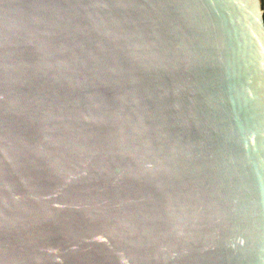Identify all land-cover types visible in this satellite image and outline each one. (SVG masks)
<instances>
[{
    "label": "water",
    "instance_id": "95a60500",
    "mask_svg": "<svg viewBox=\"0 0 264 264\" xmlns=\"http://www.w3.org/2000/svg\"><path fill=\"white\" fill-rule=\"evenodd\" d=\"M264 0H0V264H264Z\"/></svg>",
    "mask_w": 264,
    "mask_h": 264
},
{
    "label": "trees",
    "instance_id": "16d2710c",
    "mask_svg": "<svg viewBox=\"0 0 264 264\" xmlns=\"http://www.w3.org/2000/svg\"><path fill=\"white\" fill-rule=\"evenodd\" d=\"M263 21H264V16H263Z\"/></svg>",
    "mask_w": 264,
    "mask_h": 264
}]
</instances>
